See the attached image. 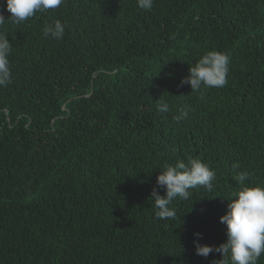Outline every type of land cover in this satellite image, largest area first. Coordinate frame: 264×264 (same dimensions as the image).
<instances>
[{"label": "trees", "instance_id": "obj_1", "mask_svg": "<svg viewBox=\"0 0 264 264\" xmlns=\"http://www.w3.org/2000/svg\"><path fill=\"white\" fill-rule=\"evenodd\" d=\"M0 14L13 44L12 82L0 87V264L220 259L193 241L226 239L219 217L240 172L264 186V0H154L150 11L64 0L20 24L0 0ZM55 20L60 40L43 34ZM213 49L230 57L228 82L192 92L181 81ZM192 157L215 171L212 189L157 219L159 170Z\"/></svg>", "mask_w": 264, "mask_h": 264}, {"label": "clouds", "instance_id": "obj_2", "mask_svg": "<svg viewBox=\"0 0 264 264\" xmlns=\"http://www.w3.org/2000/svg\"><path fill=\"white\" fill-rule=\"evenodd\" d=\"M64 0H5V6L10 13L12 22L20 24L38 12H46L59 8ZM154 0H137L138 7L150 11ZM0 14V25L5 22ZM65 33V26L60 20L45 24L43 34L60 40ZM13 44L6 33L0 32V87H6L12 82L11 65L8 59ZM230 57L218 50H209L202 54L188 69V76L181 83L190 85L192 92H198L201 87L222 88L228 80ZM158 112L169 111V105L161 100L157 105ZM189 109L182 108L179 119L188 117ZM238 168V164L233 165ZM251 173L240 172L236 177L238 188L228 198L227 211L219 217L226 226V239L219 245H209L193 241L195 253L207 258L211 253H218L220 259L212 264H257L264 253V186L250 181ZM216 173L201 159L192 157L187 162L177 159L174 164H166L159 170L156 185L163 189V195L154 187L151 198L154 214L157 219L169 220L176 217L175 209L170 205L177 198L188 200L192 189L203 187L211 190ZM202 234L195 233L196 237Z\"/></svg>", "mask_w": 264, "mask_h": 264}]
</instances>
